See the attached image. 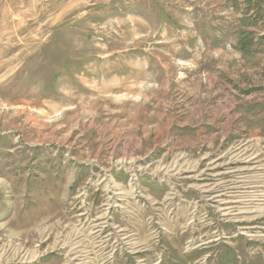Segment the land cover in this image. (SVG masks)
<instances>
[{"label": "rangeland", "instance_id": "rangeland-1", "mask_svg": "<svg viewBox=\"0 0 264 264\" xmlns=\"http://www.w3.org/2000/svg\"><path fill=\"white\" fill-rule=\"evenodd\" d=\"M251 2L0 0V264H264Z\"/></svg>", "mask_w": 264, "mask_h": 264}, {"label": "crops", "instance_id": "crops-1", "mask_svg": "<svg viewBox=\"0 0 264 264\" xmlns=\"http://www.w3.org/2000/svg\"><path fill=\"white\" fill-rule=\"evenodd\" d=\"M251 3L254 7L251 11L253 15L264 17V4L259 3L258 0H252ZM261 29L262 30H257L256 28L253 29L252 49L254 51L252 53L250 52L251 50L247 45H243V42H238L239 44H236V56L237 58H242L239 68L236 70V75L238 80L242 81L244 85L246 76L251 74L250 72L256 76H258L257 73H259L261 77H264V27ZM256 49H258V51ZM241 76L244 78L241 79ZM259 86V93L263 94L264 84H259ZM147 156L148 155L145 157ZM118 159L121 158L118 157Z\"/></svg>", "mask_w": 264, "mask_h": 264}]
</instances>
